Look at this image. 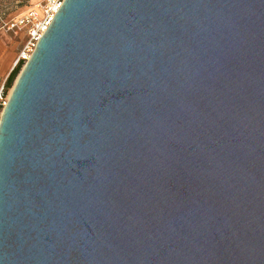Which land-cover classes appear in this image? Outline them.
<instances>
[{"label": "water", "instance_id": "water-1", "mask_svg": "<svg viewBox=\"0 0 264 264\" xmlns=\"http://www.w3.org/2000/svg\"><path fill=\"white\" fill-rule=\"evenodd\" d=\"M0 264H264V0H64L2 116Z\"/></svg>", "mask_w": 264, "mask_h": 264}, {"label": "built area", "instance_id": "built-area-1", "mask_svg": "<svg viewBox=\"0 0 264 264\" xmlns=\"http://www.w3.org/2000/svg\"><path fill=\"white\" fill-rule=\"evenodd\" d=\"M64 0H45L44 4L29 10L17 19L9 22L7 27L16 34L26 31V40L19 53L14 68L24 66L31 59L42 36L48 30L55 15L63 5ZM13 68V69H14ZM12 90L2 85L0 87V125L5 108L8 105Z\"/></svg>", "mask_w": 264, "mask_h": 264}, {"label": "rangeland", "instance_id": "rangeland-1", "mask_svg": "<svg viewBox=\"0 0 264 264\" xmlns=\"http://www.w3.org/2000/svg\"><path fill=\"white\" fill-rule=\"evenodd\" d=\"M44 2L45 0H0V37L5 42V48L9 50L10 53H13L14 56L21 52L23 48L26 40V31L16 34L14 31L9 30L7 24L25 14L29 10L44 4ZM22 69L20 70L18 76L20 75ZM13 70L8 72L6 76L0 78V87L4 84L7 86L8 79ZM13 86L10 90H12Z\"/></svg>", "mask_w": 264, "mask_h": 264}, {"label": "crops", "instance_id": "crops-1", "mask_svg": "<svg viewBox=\"0 0 264 264\" xmlns=\"http://www.w3.org/2000/svg\"><path fill=\"white\" fill-rule=\"evenodd\" d=\"M19 53H17L16 56L10 53L9 50L5 48L4 40L0 37V78L6 76L8 72L13 70L14 63Z\"/></svg>", "mask_w": 264, "mask_h": 264}, {"label": "trees", "instance_id": "trees-1", "mask_svg": "<svg viewBox=\"0 0 264 264\" xmlns=\"http://www.w3.org/2000/svg\"><path fill=\"white\" fill-rule=\"evenodd\" d=\"M21 69H22L21 66H18L16 68H14V70L12 71V73H11L9 79H8V83H7V86H6L7 89H10L14 85V82H15V80H16V78H17V76H18V74H19Z\"/></svg>", "mask_w": 264, "mask_h": 264}]
</instances>
